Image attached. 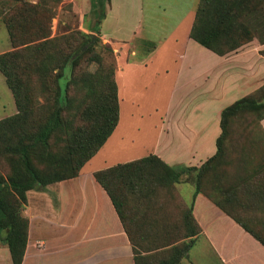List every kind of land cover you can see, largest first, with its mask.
Here are the masks:
<instances>
[{
	"label": "rangeland",
	"instance_id": "rangeland-1",
	"mask_svg": "<svg viewBox=\"0 0 264 264\" xmlns=\"http://www.w3.org/2000/svg\"><path fill=\"white\" fill-rule=\"evenodd\" d=\"M115 1H118L117 5ZM155 1L148 0L146 2L147 5L142 8L143 18L138 25L132 27L131 14H136L135 0H112L114 5L103 24L104 27L107 26L105 29L102 28V21L107 12L109 0L102 2L104 11L102 18H98L101 5L93 0H0V53L13 52L8 62L11 82L16 84L20 81L22 86H26L28 90L27 98L24 99L28 101V115L24 119L26 128L23 127V129L26 130L29 126L36 128L54 106L51 88L53 86L49 82L52 75H56L59 71L54 68L57 64L55 66L53 64L55 61L60 63L63 59H67L74 64L71 72L77 78L87 72L98 75L96 90L102 97L101 100L106 101L107 107L112 103L113 98L115 100L117 121L114 129L116 132L113 140L103 146L105 161L115 158L117 160L114 162L115 164L152 153L162 155L166 154L164 153V149H166L171 150L174 154L177 153L175 156H170L173 161L172 165L197 168L213 155L215 139L220 131L221 109L243 96H249L259 102L264 101V77L251 78L255 75L251 76L253 68L249 66L245 69V75L248 74L252 85L256 82H259V85L248 89L235 85L221 87V74L219 75L217 70L225 62L216 63L205 52L198 53L193 51V48H187V58L181 59L179 53L184 50L182 49L183 44L180 43L181 39L178 42L167 39L166 42L164 41L165 43H161L160 51L157 53L156 45L166 38L171 27H173L174 35H178V33L182 35L185 23L175 25L176 23L167 17L158 18L165 23H155V19L152 17L153 13H165V8L159 6L160 2L156 1L158 6H153ZM222 1H225L227 9H229L232 23L231 38H221L217 43V47L224 51L222 55L238 51L240 46L228 49L234 46L232 42H236L237 36V39L244 38L242 45L245 44L253 54L257 53L264 57V40H261L264 38L262 35L264 32V0ZM197 2L198 0L193 2L187 26L188 32L194 21ZM123 4L126 8H123ZM209 14L212 15L213 11L210 10ZM116 15L119 16L118 19ZM5 23L10 24L8 30ZM115 25L121 26L123 29L121 31L116 29L111 34L106 33V31L111 32ZM9 31L15 38L13 45L10 43ZM248 33L251 39L247 37ZM86 36L95 38V41L91 42V47L96 52L98 60L88 59V51H84L89 44L86 42L88 41ZM47 52H51L52 55L45 56ZM50 57L54 61L46 64ZM125 63L132 67L129 72L123 75V83H120V75ZM44 65L49 67L46 74H42L44 72L40 69ZM192 65H199L200 69H210V71L200 73V85L197 83L194 86L181 82L185 77L182 76L185 72L183 69L192 67ZM233 66L236 65L233 64ZM180 67L183 70L181 73H179ZM180 74L181 76H179ZM218 75L219 78L216 79ZM211 76H215V79H212ZM177 77L180 78L178 83L175 82ZM111 84L115 85V96L114 89L113 91L109 89ZM118 86L120 90L122 87L119 96ZM223 89H225V93H222ZM205 99H215V103L204 101ZM16 110L11 92L5 83V77L0 73V119L12 116ZM214 110L215 116H213ZM258 113L240 111L228 118L226 135L222 144L226 153L224 160L229 161L200 172L201 191L198 193L208 199L220 213L228 218L230 216L206 196V191L212 192L215 180L221 184L223 189H229L232 184L240 188L244 182L241 179L245 177L242 176V171L238 167L243 166L246 160L250 164L246 173H251L253 169V179L256 180H250L251 187L263 183L264 127L261 121L264 117L260 119ZM201 116L204 119L198 121ZM202 121H206L208 124L215 123L216 132L211 143L213 150L203 152L195 158L197 154L191 148L192 142L189 141V144L184 146L185 142L181 141L182 136L177 134V131L191 140V136L189 137L183 128H191L195 125L192 128L197 129ZM83 127L88 129L89 124L85 123ZM159 131H163L166 135L171 133L167 137H159V143L172 142L166 148L162 143L163 148L156 149ZM197 141L195 140L194 145L198 144ZM49 144L52 147L61 148V143L57 141L56 137ZM7 145L8 140L0 136V175L4 177L11 173V155L4 152V146ZM114 147L115 154L119 148L120 156L118 158L111 153ZM189 154L191 158H186L185 156ZM95 161L94 163H97ZM34 165L38 168L41 167L37 162ZM107 165H112V163ZM196 172V170H191L180 174L178 182L162 186L160 190L156 188L157 191L154 189L156 186L154 185L153 193H144L146 191L140 193L117 181L113 184L114 195L122 202L123 224L137 240L135 244L138 249L135 251L138 253L136 258L140 264H157L160 260L177 257L185 243L187 244L190 240L192 243L189 242L191 246L187 257L180 264L223 263L222 258L225 253L221 254L222 257L214 254L201 237L197 238L199 232L186 237V233L193 230V223L188 220L186 213L188 207H192L194 180L199 173ZM234 174H238V177L236 178ZM182 185L191 188L187 195L180 194ZM239 191L244 192L240 189ZM236 195L238 196V193ZM48 196L52 204L55 205L54 194ZM30 204L29 207L32 209L36 204L33 198ZM226 207L233 209L250 228L264 237V207L255 206L252 202L249 203V206L244 207L235 203ZM25 208H27L26 200L21 213L27 219ZM27 213H29L28 210ZM225 228V225H221L219 233H224ZM234 229L236 230L234 233L233 229L232 231L227 230V240L224 239L226 245L232 236V242H235L234 238L237 237L239 231ZM152 231H154L153 236H151ZM39 232L49 236L56 233L55 230L48 229L39 230ZM245 235L240 238V245L247 248L241 250L244 253L242 257L247 259L253 257L257 249L252 242L253 238ZM148 236L153 239L149 240ZM242 241L243 244H241ZM248 249L252 251H248ZM238 256H240L239 251ZM54 257L61 258L62 255L56 254ZM250 263L259 264L255 260ZM0 264L3 263L0 262Z\"/></svg>",
	"mask_w": 264,
	"mask_h": 264
},
{
	"label": "trees",
	"instance_id": "trees-1",
	"mask_svg": "<svg viewBox=\"0 0 264 264\" xmlns=\"http://www.w3.org/2000/svg\"><path fill=\"white\" fill-rule=\"evenodd\" d=\"M93 1L100 3L98 18H102L104 15L102 2L104 0ZM210 10L213 11L212 15L209 14ZM231 24V14L225 5V1L198 0L194 21L190 26L188 36L200 46L217 55H222L224 51L217 47V43L221 38H231ZM5 26L8 30L10 24L5 23ZM247 37L251 39L249 33ZM86 38L88 40L86 42L89 44L84 51H88V59L98 60L96 52L91 47V42L95 41V38L93 39L91 36H86ZM242 38L237 39L236 36V42H232L234 46L228 49L241 46L244 43V38ZM9 39L13 45L15 38L12 37L10 31ZM261 40L263 41L264 38ZM11 55H13L11 51L0 53V73L5 77V83L11 92L17 109L12 116L0 119V136L8 140V145L4 146V152L11 155L12 161L10 162L11 173L6 177L0 175V242L6 245L11 264H20L26 244L28 226L26 217L21 213L26 200L25 192L37 188L42 190L47 184L77 175L81 166L94 155L114 129L117 121V107L112 92L114 89L115 96L114 84L109 86V89L112 90L113 101L107 107L106 101L101 100L102 97L96 90L99 80L96 77L98 75L87 72L77 78L71 72L74 64L63 59L60 63L54 62L53 66L57 64L54 68L59 72L52 75L49 82L53 86L51 88L54 106L36 128L29 126L25 130L23 127L26 128L24 119L28 115V101L24 99L27 98L28 90L26 86H22L20 81L16 84L11 82L8 64ZM46 55L52 54L47 52ZM53 61V58L50 57L46 64ZM48 68L46 65L40 67L41 71L44 72L42 74H46ZM109 89L107 88V90ZM22 99L23 101H21ZM240 111L259 112L261 119L264 117V101L259 102L249 96H243L223 107L219 115L220 131L215 139V152L197 168L182 165L170 166L156 155L148 154L93 171L94 180L107 194L131 244L132 264H140L136 258L138 254L136 249L138 248L135 241L137 240L133 238V235L123 224L122 202L117 199L114 195L115 191L112 189L115 181L140 193L143 191H146L144 193H153L154 185H156L154 189L160 190L162 186L178 182L180 174L196 170L199 173L196 172L197 176L195 175L194 196L201 191L199 186L200 172L229 161L224 160L226 153L222 142L226 135L228 118ZM85 123L89 124L88 129L83 127ZM55 137L61 143V148L52 147L49 144ZM35 162L42 168L36 167ZM249 165V161L246 160L243 166L238 167L242 171V176L245 177L241 179L244 182L240 188L232 184L229 189H223L221 184L215 180L211 189L214 193L206 191V196L227 213L245 232L264 246V237L250 228L244 220L237 216L233 209L226 207L234 203L240 207L249 206L250 202L255 206L264 207V181L259 186L253 185V188L251 187L252 182L250 180H254V170L252 169L251 173L247 174ZM234 175L236 178L238 177V174ZM239 189L244 192H240ZM186 217L193 223V230L186 233V237H190L199 232V227L191 215L190 206ZM151 234L153 236L154 231ZM151 236H148L149 240H151ZM189 242L191 244L192 240ZM189 242L185 243L183 250L177 257L160 260L157 264H178L182 258L187 257V252L191 246Z\"/></svg>",
	"mask_w": 264,
	"mask_h": 264
},
{
	"label": "crops",
	"instance_id": "crops-1",
	"mask_svg": "<svg viewBox=\"0 0 264 264\" xmlns=\"http://www.w3.org/2000/svg\"><path fill=\"white\" fill-rule=\"evenodd\" d=\"M147 1L148 0H135L134 9L136 14H131L133 18L131 22L132 27L138 25L143 18L144 12L142 8L147 5ZM156 1L161 3L159 5L160 7L162 6L165 8V13L154 12L152 17L155 19V23H165L158 20L159 17L171 18L173 23H176L175 25L182 24V22L185 23L181 33L182 35L179 33L178 35H174L173 27H171L166 38L156 45L155 49L157 50V53L160 51L161 43L164 41L166 42L167 39L168 41L171 39L174 42H178L181 39L180 43L183 44L182 49H184L179 53L181 59L187 58V48H193V51L195 52H205L216 63L220 62L222 64V62H225L222 64V67L219 66L217 70L219 75L221 74V87L235 85L239 88L248 89L252 86L256 87L259 85V82L252 85V82L249 81L250 78H248V74L245 75V69L252 66L253 69L251 76H255H252L251 78L264 77L263 56L257 55V53L253 54L245 44L240 46L235 53L231 52V54L226 53L224 55H217L200 46L188 36L187 26L189 17L192 13L193 2L195 0ZM156 1L153 6H158ZM115 2L117 5L118 1ZM113 5L114 2L109 0L107 12L102 21V28L107 29V26L104 27L103 24L107 14H110ZM123 8H126L124 4ZM118 15H116L117 19L119 17ZM116 29H120L121 31L123 27L115 25V28L111 30V32L106 31V33L111 34L112 32H115ZM233 64L238 66L236 70V66H233ZM130 67L132 66L125 63L120 75V83H123V75H125L126 72H129ZM181 68L182 67H180L179 73L183 70L185 71L182 75L185 77H183L181 82H186L187 84L194 86L197 85V83L200 85L201 72L210 71L209 68L200 69L199 65H192V67H186L183 70ZM219 75L216 79L219 78ZM179 76H181V74ZM179 79L180 78L177 77L175 82L178 83ZM212 79H215V76H213ZM121 90L118 86V96L119 94L121 95ZM223 91L224 92L222 93H225V89H223ZM204 101L215 103V99H205ZM215 110L213 111V116H215ZM200 119L203 120L204 118L201 116L198 121ZM192 124L194 125V123H191V125ZM200 124L197 129L192 128L195 125L191 126V128H183V131L187 133V135L189 134V137L191 136V140L185 138L180 131H177V134L182 136L181 141L185 142L184 146L188 145L189 141L192 142L193 145L191 148H193V152L197 154L195 158L203 152L213 150V144L211 145V143L213 135L216 132L214 122L208 124L206 121H202ZM261 124L264 127V118L262 119ZM115 132V129H113L104 144L81 166L77 175L47 184L42 190L37 188L25 192L27 208L24 209V212L25 215H27L28 226L26 244L20 264H132V249L128 237L122 228L118 215L116 214L107 194L98 183H96L92 176L93 171L112 166L114 162L117 161L115 158L106 161L103 159V146L109 144V142L113 140ZM170 134L171 133H168L166 135L163 131L158 132L156 140L158 144L156 145V149H162L163 147L166 148L169 143H172L171 141L159 143V137H167ZM195 140H198L197 145H194ZM162 143H164L163 145L165 146L162 147ZM114 149L115 147L112 149L111 153L118 158L120 156L119 148L117 149L116 154L114 153L115 151L113 152ZM164 153L166 154H157L156 156L165 164L176 166L177 164L172 165L173 161L170 156H175L177 153L174 154L171 150L166 149H164ZM152 154L155 155V153ZM185 157L191 158L190 154ZM94 160H96L95 162L97 163H94ZM98 162L101 163L98 164ZM109 163H112V165H107ZM183 186L185 185L181 186L180 194L187 195L191 191V188ZM52 193L55 196V205L52 204V201L48 196ZM32 198L35 200L36 204L31 209L29 206L31 205L30 201ZM27 210L29 213H27ZM191 214L200 228L197 238L201 237L214 254L221 256V254L225 253L224 258H222L223 263L220 262L221 264H251L250 262L252 260L258 261L259 264H264V246L251 236L250 238H253L252 242L257 249L255 250L256 254L247 259L242 257L244 253L241 250L247 248L240 245V238L245 234L247 236L250 235L232 219L220 213L208 199L199 193L195 194L192 199ZM221 225L226 226L223 231L224 233L222 234L219 233ZM234 228L239 231L237 237L234 238L235 242H232V236L230 241H228V245H226L224 239L227 240V230L232 231L233 229L234 233L236 231ZM45 229L50 231L55 230L56 233L49 236L39 232V230L43 231ZM241 244H243V241ZM250 250L251 249H248V251ZM238 251L240 252V256H238ZM56 254H61L62 257H54ZM183 259L185 258H182L178 264H180ZM0 262L3 264H11L6 245L1 242Z\"/></svg>",
	"mask_w": 264,
	"mask_h": 264
}]
</instances>
